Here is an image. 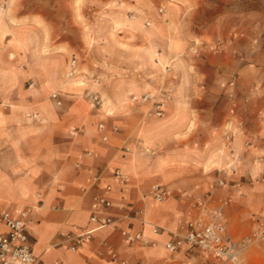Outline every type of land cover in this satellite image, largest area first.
<instances>
[{"label": "crops", "instance_id": "crops-1", "mask_svg": "<svg viewBox=\"0 0 264 264\" xmlns=\"http://www.w3.org/2000/svg\"><path fill=\"white\" fill-rule=\"evenodd\" d=\"M126 6L124 0L82 1L80 12L91 14L78 21L74 0H65L64 16L50 12L49 53L41 55V36L20 33L15 71L24 77L9 81V65H0V213L28 211L32 252L40 264H202L205 255L187 248L171 255L164 245L186 231L196 198L212 192L218 200L235 184L242 196L225 211L230 236L249 237L264 227V49L242 48L239 58L229 50L218 55L204 50L192 58L182 49L176 57L166 17L167 48L157 52L161 58L154 65L113 59L117 51L127 53L118 49L121 40L144 42L139 34L151 25L129 17ZM83 24L90 25L89 32ZM133 26L143 27L142 33L127 30ZM89 39L96 40L92 49ZM6 51L5 43L2 59ZM217 72L224 78L217 79ZM234 72L239 76L232 79ZM217 86L224 97L214 96ZM251 87L257 95L249 94ZM158 91H170L172 99L161 118H146L147 107L131 98ZM91 93L101 100L96 109L89 105ZM73 127L79 132L70 136ZM229 132L235 136L227 144ZM116 170L126 178L123 185L113 177ZM217 180L226 187L217 188ZM106 185L113 204L106 214L118 220L116 229L88 224L92 200L105 196ZM153 186L166 192L162 204L147 196ZM121 202L142 216L122 219L116 209ZM72 225L92 232L76 253L57 237ZM154 226L162 231L153 233ZM123 229L140 233L143 242L126 243ZM5 231L0 224V233ZM250 250L257 253L253 260ZM243 264H264V239L248 247Z\"/></svg>", "mask_w": 264, "mask_h": 264}, {"label": "rangeland", "instance_id": "rangeland-1", "mask_svg": "<svg viewBox=\"0 0 264 264\" xmlns=\"http://www.w3.org/2000/svg\"><path fill=\"white\" fill-rule=\"evenodd\" d=\"M64 1L0 0V35H7L9 38L6 42L0 40V47L7 44L5 57L7 60L0 57V65L4 62L5 65H9V81L17 82L24 77L21 72L15 71L17 62L18 65L21 63L15 55L16 48L20 47V42L16 37L20 36V33L31 34L36 38L41 36V55L48 54L50 51L49 37L53 30L49 24L50 12L54 14L57 11L58 17L59 15L64 16ZM82 1L86 0H74L78 21H82V17L91 14L88 9L85 10L86 13L80 12ZM124 2L127 3L124 10L129 17L138 15L143 20H149L151 25L147 33L139 34L144 36V42L136 45H142V47H136L137 41H134L132 36L121 40L117 44L118 49L127 53L124 56L117 51L116 55L111 54L113 59L124 58L128 63L151 62L154 65L156 59L161 58L157 52L160 53L167 48V41L164 38L166 37L164 29L166 25L163 23L166 17L169 19L172 34H174L173 47L176 57L181 54L182 49H186V52H189L188 57L192 58H197L204 50H210L217 55L229 50L236 55L235 58H239L242 48L247 47L250 53L264 49V0H124ZM62 20L64 22V18ZM83 28L86 32L90 31L88 24H83ZM142 29L143 27H127V30L134 33H142ZM37 42L39 41L36 40L35 43ZM87 44L88 48L92 49L96 40L89 39ZM194 50L197 51L196 54H193ZM16 67L18 71H21L20 66ZM218 70H220L219 67ZM218 72L216 78H224L220 76L223 72ZM237 76L239 72H234L231 78L234 79ZM24 84L26 89L29 88L27 81ZM214 90V96L224 97L225 93L219 86ZM236 94L240 95L239 87ZM249 94L257 95L255 87L249 88ZM253 182L257 184L259 178H255ZM253 251L250 250L248 254L251 260L257 256V253Z\"/></svg>", "mask_w": 264, "mask_h": 264}, {"label": "built area", "instance_id": "built-area-1", "mask_svg": "<svg viewBox=\"0 0 264 264\" xmlns=\"http://www.w3.org/2000/svg\"><path fill=\"white\" fill-rule=\"evenodd\" d=\"M196 50L193 54H196ZM75 60H72L71 67L74 68ZM52 99L57 100V95H51ZM89 105L96 109L101 100L96 94L88 95ZM170 91H158L150 95L133 96L131 102L138 105L146 106V118H161L164 111L171 101ZM98 131L103 132L104 126L98 125ZM78 129L71 128L70 136L78 134ZM234 132H229L225 137V142L230 144L234 138ZM106 141V137H102ZM250 146L249 140H245L242 145L244 150ZM87 155H91L88 153ZM113 177L120 184L126 182V178L118 171H114ZM96 177L93 184L98 181ZM217 188L226 187L224 180L215 182ZM233 192L216 200L212 192H207L196 198L192 205V216L186 225V231L183 234L175 233L172 238L165 243L164 249L167 253L174 255L181 249L197 251L206 256V261L202 264H243L246 250L248 247L264 239V227L249 237L233 239L227 230V221L225 211L233 203L235 197L242 196V189L239 184L233 185ZM112 187H104L105 196H95L91 203L90 215L88 218L89 225H95L101 228L116 229L118 220L106 214L113 204L107 195L111 192ZM148 197L154 202L162 204L166 199V192L159 186H153L148 192ZM39 199V195H37ZM39 206L36 208V210ZM118 212L122 214V219L134 220L142 216V211L132 212L123 202L116 206ZM29 213L25 209H17L12 213H0V224L4 226L5 233H0V264H40L39 259L32 252L31 232L28 228ZM153 233L162 231L160 227L154 226ZM121 238L128 244H137L143 242L140 233H134L131 229L120 230ZM57 237L60 244L64 245L68 252L76 253L80 247L92 239V232L88 226L81 228L72 225L69 231H58ZM112 255V259H115ZM123 264V263H121ZM181 264H187L182 262Z\"/></svg>", "mask_w": 264, "mask_h": 264}]
</instances>
